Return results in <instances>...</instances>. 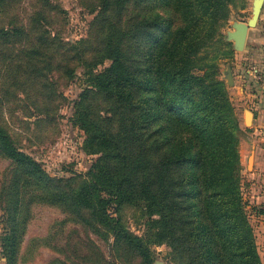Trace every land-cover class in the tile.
Returning <instances> with one entry per match:
<instances>
[{"label":"trees","instance_id":"obj_1","mask_svg":"<svg viewBox=\"0 0 264 264\" xmlns=\"http://www.w3.org/2000/svg\"><path fill=\"white\" fill-rule=\"evenodd\" d=\"M231 2L92 0L95 33L67 43L62 65L70 75L82 66L87 76L74 117L96 158L82 179L51 176L0 122L7 264H17L39 204L59 208L103 239L112 236L114 247L142 264H152L150 249L124 227V205L142 207L176 264H262L240 190V121L218 65L205 53ZM24 34L0 27V48L34 50L32 61L48 37L37 33L17 47Z\"/></svg>","mask_w":264,"mask_h":264},{"label":"rangeland","instance_id":"obj_2","mask_svg":"<svg viewBox=\"0 0 264 264\" xmlns=\"http://www.w3.org/2000/svg\"><path fill=\"white\" fill-rule=\"evenodd\" d=\"M255 3L256 0H232L229 18L221 24L217 41L205 49L208 60L218 65L219 78L225 83L239 121L243 119V110L251 108L246 93L242 94L233 84L234 69L244 76L247 73L244 71L246 67L240 68V50L235 48V41L229 37V32L233 30L234 22L249 21ZM261 8L264 9L263 0ZM95 14L92 0L0 2V27L7 30L14 27L26 33L11 38H16L17 47L34 42L37 33L48 37V47L37 50L32 61L28 60V56L34 50L0 48V122L13 136L17 146L40 162L51 176L70 178L78 175L82 179L96 158L95 154L87 151L86 134L74 117V102L87 84V76L82 66L75 67L70 75L69 66L66 63L62 65L70 48L67 43L82 38L90 40L91 31L95 33ZM262 16L250 29L241 50H253V36L258 31H264V14ZM27 62L29 65H26ZM58 64H61L60 72L55 69ZM236 64L239 65L238 69ZM100 68L97 66V70ZM228 73L231 74L230 78ZM253 76L257 78L258 74L253 72ZM245 81L250 83V80ZM98 102L103 107V102ZM239 135L241 138L245 132L241 131ZM7 165L8 162L0 158V176ZM242 171H239L241 191L244 179ZM256 212L257 209L252 210L247 206V219L255 243ZM120 216L127 231L138 236L150 249L152 264H176L170 247L165 242L156 241L154 231L148 226V217L140 205H124ZM5 232L4 214L0 207V264H7L1 247ZM256 250L264 264V255L259 252L257 243ZM57 260L64 264H142L139 257L130 256L114 247L112 236L103 239L57 207L34 205L20 244L17 264H58Z\"/></svg>","mask_w":264,"mask_h":264},{"label":"crops","instance_id":"obj_3","mask_svg":"<svg viewBox=\"0 0 264 264\" xmlns=\"http://www.w3.org/2000/svg\"><path fill=\"white\" fill-rule=\"evenodd\" d=\"M260 9L261 13L258 14L256 24L263 18L264 9ZM251 28H249L247 36ZM262 29H264V24H262ZM251 43L253 50H240L239 53L240 68L246 67L244 71L247 75L238 74L234 69L237 76L233 74V84L238 87V91H242V94L246 93L247 102L251 108L243 110L244 116L239 122L241 131H244L245 135L239 137L238 153L244 178L242 194L248 201V208L257 209L258 223L254 228L256 243L259 252L264 255V31L255 33ZM235 66L238 69L239 65ZM255 71L259 73L260 79L258 80L253 76ZM245 80L247 82L250 80L251 85ZM244 86L245 90L243 91ZM247 111L250 112L249 120L245 119Z\"/></svg>","mask_w":264,"mask_h":264},{"label":"water","instance_id":"obj_4","mask_svg":"<svg viewBox=\"0 0 264 264\" xmlns=\"http://www.w3.org/2000/svg\"><path fill=\"white\" fill-rule=\"evenodd\" d=\"M262 0H256L255 9L253 16L249 19L247 23L244 22H234L233 30L229 32V37L235 41V48L241 50L245 44L247 33L249 28L254 27L257 21V17L261 8ZM228 77H231V74L228 73ZM250 112L247 111L245 114V119L249 120Z\"/></svg>","mask_w":264,"mask_h":264},{"label":"built area","instance_id":"obj_5","mask_svg":"<svg viewBox=\"0 0 264 264\" xmlns=\"http://www.w3.org/2000/svg\"><path fill=\"white\" fill-rule=\"evenodd\" d=\"M252 69H255V68H252ZM255 72H256V71H255ZM256 74H258L257 78H258V79H260L259 73H258V72H256Z\"/></svg>","mask_w":264,"mask_h":264}]
</instances>
